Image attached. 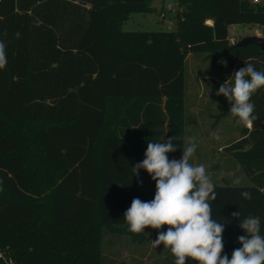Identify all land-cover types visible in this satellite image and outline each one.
I'll use <instances>...</instances> for the list:
<instances>
[{
  "label": "trees",
  "instance_id": "trees-1",
  "mask_svg": "<svg viewBox=\"0 0 264 264\" xmlns=\"http://www.w3.org/2000/svg\"><path fill=\"white\" fill-rule=\"evenodd\" d=\"M151 1L0 0V264H126L106 258L103 241L106 232L151 239L123 219L134 198L155 195L149 174L131 168L148 141L175 136L183 146L187 56L264 70V51L229 35L232 25L264 30V0H176L175 30L125 31ZM251 102L258 119L226 147L251 184L215 185L211 202L229 259L245 234L232 212L259 217L264 234V87Z\"/></svg>",
  "mask_w": 264,
  "mask_h": 264
},
{
  "label": "clouds",
  "instance_id": "clouds-1",
  "mask_svg": "<svg viewBox=\"0 0 264 264\" xmlns=\"http://www.w3.org/2000/svg\"><path fill=\"white\" fill-rule=\"evenodd\" d=\"M6 35V33L4 34ZM6 43L0 40V70L6 68ZM264 87V70H257L251 62L244 64L219 87L217 96H224L230 104L229 112L243 127L252 128L258 119L252 96ZM213 138L219 137L215 132ZM175 136L160 142L148 141L144 159L131 168L132 176L139 177L145 170L155 181V195L151 201L134 198L124 212L123 219L128 231L141 234L146 228L157 230L152 242L174 256V264H186L191 260L197 264H264V234L261 220L249 215L243 219L238 209L231 216L239 221L245 233L237 237L240 245L232 252L231 259L224 253L223 233L225 223L213 218L211 202L217 199L215 185L203 163L194 164L192 158L198 147L195 136L188 137L183 146L174 143ZM182 149L179 160L169 159L168 154ZM235 178L234 186L241 184ZM142 185V180L139 181ZM244 200L253 199L251 192L243 191ZM167 226L166 231H160Z\"/></svg>",
  "mask_w": 264,
  "mask_h": 264
},
{
  "label": "rangeland",
  "instance_id": "rangeland-1",
  "mask_svg": "<svg viewBox=\"0 0 264 264\" xmlns=\"http://www.w3.org/2000/svg\"><path fill=\"white\" fill-rule=\"evenodd\" d=\"M147 13H130L123 24L125 31H173L176 27V0H152ZM230 40L238 42L247 36L264 37V30L257 25H232L229 28ZM233 74L228 66L220 64L211 67L205 53H193L187 56L185 67V139L195 136L198 147L192 163H203L214 185H233L232 181L240 177L241 185L251 184L242 167L226 147L241 136V126L230 112L218 117L220 108L228 101L217 96L219 87ZM215 132L219 137L213 138ZM146 228L145 234L151 239L143 243L134 242L128 235L106 232L103 250L105 257H115L126 264H174V256L164 249L163 244L152 247L157 230ZM164 226L160 231H166ZM155 233V234H153ZM153 234V236H152ZM157 237V236H156ZM119 244L117 245V243ZM144 258V259H143Z\"/></svg>",
  "mask_w": 264,
  "mask_h": 264
},
{
  "label": "water",
  "instance_id": "water-1",
  "mask_svg": "<svg viewBox=\"0 0 264 264\" xmlns=\"http://www.w3.org/2000/svg\"><path fill=\"white\" fill-rule=\"evenodd\" d=\"M238 47H246L248 45H256L258 46L262 51H264V37L260 36H247L241 39L236 44Z\"/></svg>",
  "mask_w": 264,
  "mask_h": 264
},
{
  "label": "built area",
  "instance_id": "built-area-1",
  "mask_svg": "<svg viewBox=\"0 0 264 264\" xmlns=\"http://www.w3.org/2000/svg\"><path fill=\"white\" fill-rule=\"evenodd\" d=\"M253 2H259L260 0H252ZM233 44H235V41H231ZM7 264H15L12 260H9Z\"/></svg>",
  "mask_w": 264,
  "mask_h": 264
},
{
  "label": "crops",
  "instance_id": "crops-1",
  "mask_svg": "<svg viewBox=\"0 0 264 264\" xmlns=\"http://www.w3.org/2000/svg\"><path fill=\"white\" fill-rule=\"evenodd\" d=\"M230 27H231V26H230ZM230 27H229V28H230ZM229 33H230V32H229ZM118 244H119V242L117 243V245H118ZM143 259H144V258H143Z\"/></svg>",
  "mask_w": 264,
  "mask_h": 264
}]
</instances>
